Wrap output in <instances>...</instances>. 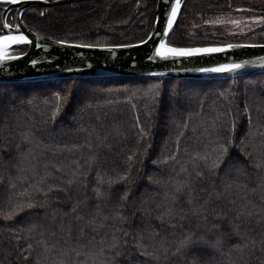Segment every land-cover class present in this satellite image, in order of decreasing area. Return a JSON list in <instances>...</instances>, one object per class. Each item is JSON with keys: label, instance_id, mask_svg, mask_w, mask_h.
<instances>
[{"label": "trees", "instance_id": "1", "mask_svg": "<svg viewBox=\"0 0 264 264\" xmlns=\"http://www.w3.org/2000/svg\"><path fill=\"white\" fill-rule=\"evenodd\" d=\"M156 8L97 0L22 21L56 41L116 47L145 41ZM237 12L264 17V0H187L167 44L264 45V23L240 37L204 28ZM221 144L228 155L210 170ZM189 236L195 248L182 247ZM0 264H264V73L0 84Z\"/></svg>", "mask_w": 264, "mask_h": 264}, {"label": "water", "instance_id": "2", "mask_svg": "<svg viewBox=\"0 0 264 264\" xmlns=\"http://www.w3.org/2000/svg\"><path fill=\"white\" fill-rule=\"evenodd\" d=\"M90 1L97 0H26L23 3L9 4L3 12L2 25L3 21H8L10 13L16 11L15 25L19 24V32L28 36L33 43L11 47L14 49L27 46V55L0 66V84L108 77L226 80L264 73V45L233 44L235 47L219 53L171 57L167 60L157 57L156 47L160 41L167 43L187 0H180L181 7L171 29L167 28V21L175 0H146L157 3L153 29L145 43L128 47L86 48L74 43L58 44L56 40L31 31L22 21L24 12L30 9L68 6ZM15 25L11 30L12 34H17ZM8 32V29L3 28V35ZM33 59L37 61L35 66L30 63ZM245 60L250 63L237 73L196 71L199 68H211L223 63H240Z\"/></svg>", "mask_w": 264, "mask_h": 264}, {"label": "snow or ice", "instance_id": "3", "mask_svg": "<svg viewBox=\"0 0 264 264\" xmlns=\"http://www.w3.org/2000/svg\"><path fill=\"white\" fill-rule=\"evenodd\" d=\"M4 3L8 4H16V3H23L26 2V0H3ZM181 7V2L180 0H175V4L171 8V12L169 14V18L167 21V28L171 29L173 21L175 20L177 16V12ZM43 15V13H41ZM3 28L8 29L9 32L8 34L0 35V66H2L5 62L20 59L22 56L27 55V52L22 50L20 53V56H14L9 54V49L13 45H22V44H27L31 45L33 42L29 39L28 36L24 35L22 32H19L20 25L17 24L15 25V29L17 30V34H12L11 30L13 29V25L8 23L7 20L3 21ZM166 34V33H165ZM58 44H65L66 41L64 40H58L56 41ZM146 41H141L140 43L143 44ZM79 47H86V48H94L98 47V45L95 44H83L79 45ZM116 47H128V45H116ZM235 47L233 44H227L223 47H204V48H178V47H173L165 43L164 41H160L158 47L155 49V55L159 57L162 60H167L171 57H182V56H193L196 54H213V53H219V52H224L228 49H231ZM152 57H149L151 59ZM30 63L35 66L37 61L36 60H30ZM250 61H242L240 63H223V64H218L215 67L211 68H199L196 69V71L199 72H204V73H237L244 69L245 65L249 64ZM59 110V106H57L56 111ZM56 111L53 112L52 116L53 118L56 115ZM250 119V118H249ZM233 130L235 129V124L233 123L232 125ZM143 131V130H142ZM231 142H229L230 144ZM243 143V141H241ZM229 144H221L219 146V152L218 155L216 156L215 159L211 161L210 164H208V167L210 170L218 169L222 163H224V158L228 155V149H229ZM174 159V157H172ZM201 159L207 160V157H200ZM131 159V157H129ZM259 166V165H258ZM183 171H187V169H182ZM130 172V169H129ZM129 172H125L123 175H119L115 180L112 178H109L108 184L109 187L115 182L118 181H128L129 177ZM197 176H202V172H197ZM97 192V195L100 196L102 195L100 188L97 187L95 189ZM177 191H181V188H177ZM128 193L124 192L122 199H127ZM191 202V201H190ZM31 207V205H29ZM75 211V209H74ZM118 217L121 219H124V217L117 212L116 214ZM202 239V238H201ZM197 244V240L193 238V236L187 237L183 242H182V247H191L195 248ZM179 251V249H178Z\"/></svg>", "mask_w": 264, "mask_h": 264}, {"label": "rangeland", "instance_id": "4", "mask_svg": "<svg viewBox=\"0 0 264 264\" xmlns=\"http://www.w3.org/2000/svg\"><path fill=\"white\" fill-rule=\"evenodd\" d=\"M261 23H264V17H248L247 15L237 12L229 16L216 18L213 22L205 25L204 28L209 29L216 36L240 37L253 26ZM8 51L11 55H19V53H21L11 48Z\"/></svg>", "mask_w": 264, "mask_h": 264}, {"label": "bare ground", "instance_id": "5", "mask_svg": "<svg viewBox=\"0 0 264 264\" xmlns=\"http://www.w3.org/2000/svg\"><path fill=\"white\" fill-rule=\"evenodd\" d=\"M0 1H3V0H0Z\"/></svg>", "mask_w": 264, "mask_h": 264}]
</instances>
